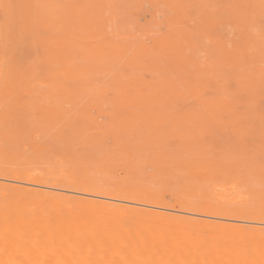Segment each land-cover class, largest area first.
<instances>
[{
    "label": "rangeland",
    "instance_id": "1",
    "mask_svg": "<svg viewBox=\"0 0 264 264\" xmlns=\"http://www.w3.org/2000/svg\"><path fill=\"white\" fill-rule=\"evenodd\" d=\"M41 193L264 230V0H0V208Z\"/></svg>",
    "mask_w": 264,
    "mask_h": 264
},
{
    "label": "bare ground",
    "instance_id": "2",
    "mask_svg": "<svg viewBox=\"0 0 264 264\" xmlns=\"http://www.w3.org/2000/svg\"><path fill=\"white\" fill-rule=\"evenodd\" d=\"M15 198L0 208V264H264L263 229Z\"/></svg>",
    "mask_w": 264,
    "mask_h": 264
}]
</instances>
